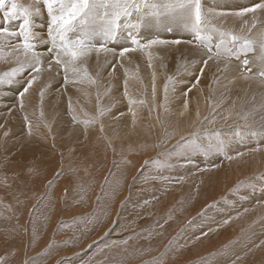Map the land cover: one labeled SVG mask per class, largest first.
<instances>
[{"label": "rangeland", "instance_id": "374dc122", "mask_svg": "<svg viewBox=\"0 0 264 264\" xmlns=\"http://www.w3.org/2000/svg\"><path fill=\"white\" fill-rule=\"evenodd\" d=\"M219 1L201 0L207 31L251 40L246 54L239 44L238 57L213 49L205 65L201 42L178 16L164 15L137 30L141 43L180 44L123 58L94 51L67 81L54 59L48 67L47 11L36 5L41 71L11 75L22 50L5 47L0 58V264H163L169 245L189 249L179 238L206 245L198 251L210 264H264V10L231 14L264 1ZM10 7L5 0L4 11ZM22 23L4 22L0 12V25L18 31ZM127 43L125 34L109 47ZM110 249L127 255L114 258Z\"/></svg>", "mask_w": 264, "mask_h": 264}, {"label": "snow or ice", "instance_id": "6c2138e0", "mask_svg": "<svg viewBox=\"0 0 264 264\" xmlns=\"http://www.w3.org/2000/svg\"><path fill=\"white\" fill-rule=\"evenodd\" d=\"M40 3L46 9L48 18L45 41L50 45L48 67L51 68V60L54 59L58 66L64 68L66 81L68 70L76 72L78 62L90 57L94 51L97 54L103 51L114 58L117 56L123 58L129 52L150 49L157 44H180V40L165 41L159 38L148 39L145 43H141L137 30L152 20L159 24L160 18L164 15L178 16L183 21L185 30L191 31L194 39L201 42L207 55V59L202 61L205 65L213 58V49L217 57L231 58L234 55L238 57V52L234 51L237 44H239V51L245 54L253 46L251 40L231 32L215 30L209 33L207 28L210 25L204 15L201 0H175V2L173 0H164V2H158V0H151V2L150 0H34V4L27 7L18 4L17 0H11V7L7 11H4L5 0H0V12H3L4 22L23 18L18 31L0 25V58H3L2 50L5 47L11 48L13 52L22 50L25 57L23 61H20L19 67L12 69L13 76L26 66L35 73L41 71L40 66L43 61L41 53L37 51V33L33 30L35 24L33 17L41 13V8L36 6ZM258 10H264V2L243 7L232 15L243 17L247 13H255ZM165 28L167 31H172L170 25H166ZM125 34L127 44L120 49L109 47V44L115 43ZM214 35H218L219 39V42L215 44L213 43ZM260 47L264 49V42ZM11 54V52L8 53V55ZM17 60L19 61V57ZM243 63L247 65L248 60H244ZM262 63H264V57H262ZM260 75L264 76V70L260 72ZM35 79L36 77L33 76L28 81L21 96L28 92ZM0 82L3 81L0 80ZM228 159L232 157L229 156Z\"/></svg>", "mask_w": 264, "mask_h": 264}, {"label": "crops", "instance_id": "0c3cea01", "mask_svg": "<svg viewBox=\"0 0 264 264\" xmlns=\"http://www.w3.org/2000/svg\"><path fill=\"white\" fill-rule=\"evenodd\" d=\"M185 232L187 233L188 231H181L178 235L181 236V235H184ZM149 235V233H141L138 235V239L140 241H142L143 243H147L146 240H144L147 236ZM181 240L186 243V244H183L181 242ZM178 241L183 244L184 246H188L189 249H178L176 251V248L171 244L169 245L165 251L162 252V255L164 256V259H163V264H210L209 261H207L206 259H201L200 258V255L203 254L202 252L198 251L200 249H202L203 247H207L206 245H203L202 243H200L199 245H193L191 243V241L187 238H179ZM143 243H139L137 244L134 249L135 250H138V248H142L144 246ZM156 244H153L150 246V253H147L145 251V249L147 247H149V244L147 247H144L143 249V254H153L154 251H155V248H156ZM112 252V249H110V254L112 256H114L115 258V255L117 254H123V255H127L126 251H123L121 253H118L117 252H114V253H111ZM151 264H154L155 262L154 261H150ZM112 264H117V261L116 259H114V261H112Z\"/></svg>", "mask_w": 264, "mask_h": 264}, {"label": "bare ground", "instance_id": "6f19581e", "mask_svg": "<svg viewBox=\"0 0 264 264\" xmlns=\"http://www.w3.org/2000/svg\"><path fill=\"white\" fill-rule=\"evenodd\" d=\"M220 1L224 2L223 0H220ZM220 1H219V2H220ZM227 1H228V0H227ZM237 1H238V0H237ZM249 1H252V0H249ZM249 1H248V2H249ZM263 1H264V0H263ZM209 2H210V1H209ZM222 2H221V3H222ZM207 3H208V2H207ZM221 3L219 4V7H220ZM216 5H218V4H216ZM223 5H224V4H223ZM250 5L252 6V4H250ZM253 5H254V4H253ZM208 6H209V5H208ZM210 6H211V5H210ZM233 6H234V4H233ZM233 6H232V7H233ZM243 6H244V3H243V4H240V5H235V6L233 7L232 11H231V14L234 13L235 11H238L239 9L243 8ZM215 7H216V6H215ZM217 7H218V6H217ZM227 7H228V6H227ZM208 8H210V7H208ZM208 8H207V10H208ZM213 9H215V8H213ZM213 9H212V10H213ZM216 10H218V9H216ZM222 10H223V9H222ZM227 11H228V9H227ZM228 12H229V11H228ZM260 12H261V11H260ZM208 14H209V13H208ZM227 14H228V13H227ZM258 14H259V13H258ZM258 14H257V15H258ZM261 14H264V13H261ZM225 15H226V13H225ZM227 16H228V15H227ZM261 16H262V15H261ZM212 17H213V16H212ZM232 17H233V16H232ZM236 17H237V16H236ZM243 17H244V16H243ZM243 17H237V18L241 19V18H243ZM174 18L177 19L176 16H175ZM226 18H227V17H226ZM228 18L230 19V17H228ZM150 19H151V18H150ZM176 19H175V20H176ZM178 19H179V18H178ZM178 19H177V20H178ZM233 19H234V18H233ZM167 20H169V19H167ZM167 20H166V21H167ZM177 20H176V22H177ZM179 20H180V19H179ZM173 21H174V19H173ZM237 21H238V20H237ZM170 22H171V20H170ZM178 22H179V21H178ZM1 23H2V21H1ZM154 23H155V22H154ZM172 23H174V22H172ZM179 24H180V23H179ZM261 24H262V23H261ZM148 25H149V24H148ZM154 25H155V24H154ZM156 25H157V24H156ZM175 25H176L175 27H177V24H176V23H175ZM152 26H153V25H152ZM172 26H173V25H172ZM178 26H179V25H178ZM263 27H264V26H263ZM263 27H262V28H263ZM152 28H154V26H153ZM181 28H182V27H181ZM173 29H174V28H173ZM177 30H179V29H177ZM177 30H175V31H177ZM148 31H149V30H148ZM181 31H182V30H181ZM156 32H157V31H156ZM178 32H179V31H178ZM238 32H239V31H238ZM154 34H156V33H154ZM181 34H182V32H181ZM191 34H192V33H191ZM158 35H159V32H158ZM184 35H185V34H184ZM175 36H176V35H175ZM185 36H186V35H185ZM173 37H174V35H173ZM186 37H187V36H186ZM182 38H183V37H182ZM174 39H175V38H174ZM120 46H121V45H120ZM181 46H182V45H181ZM199 51H200V50H199ZM201 53H202V52H201ZM170 56H171V55H170ZM42 57H43V58H46L45 56H42ZM91 61H92V60H91ZM93 62H94V61H93ZM93 62H92V63H93ZM95 63H96V62H95ZM258 63H259V62H258ZM88 64H89V63H88ZM232 64H235V63H232ZM253 64H254V63H253ZM262 64H263V66H264V63H262ZM92 66H93V64H92ZM86 68H87V67H86ZM89 68H90V67H89ZM91 68H92V67H91ZM233 69H234V68H233ZM239 69H240V67H239ZM235 70H236V69H235ZM108 71H109V70H108ZM111 75H112V74H111ZM233 75H234V74H233ZM240 76H241V75H240ZM246 77H247V76H246ZM53 78H54V77H53ZM150 80H151V79H150ZM248 80H249V79H248ZM58 81H59V80H58ZM58 81H56V82H58ZM243 82H244V81H243ZM257 83H258V82H257ZM238 84H240V83H238ZM241 84H242V83H241ZM254 85H255V84H254ZM235 87H236V86H235ZM254 87H255V86H254ZM232 88H233V87H232ZM236 88H237V87H236ZM234 89H235V88H234ZM243 89H244V88H243ZM237 90H238V89H237ZM239 90H240V89H239ZM259 90H260V89H259ZM240 91H241V90H240ZM80 94H81V93H80ZM8 95H9V94H8ZM10 95H11V94H10ZM10 95H9V96H10ZM15 101L17 102V100H15ZM14 103H15V102H14ZM50 104H51V103H50ZM12 105H13V104H12ZM197 106H198V104H197ZM197 106H196V107H197ZM16 107H17V105H16ZM198 108H199V107H198ZM231 111H232V110H231ZM211 119H212V118H211ZM13 122H14V120H13ZM101 124H102V123H101ZM226 129H227V128H226ZM242 130H243V129H242ZM242 130H239L240 133H238V134H239L240 136H241L242 133H243V132H241ZM223 131H224V130H223ZM151 132H152V131H151ZM243 134L246 135V132L243 133ZM213 136H214V135H213ZM247 136H248V135H247ZM247 136H245V137L243 136L242 139L245 140L246 138H248ZM260 136L264 137L263 134L260 135ZM227 137H228V136H227ZM227 137L225 136V138H227ZM232 137H233V138H237V136H236L235 134H233ZM241 137H242V136H241ZM262 137L255 138V139L258 140V141H260V140H261L260 138H262ZM223 138H224V137H223ZM227 139H228V138H227ZM239 139H240V138H239ZM250 140H251V138H250ZM247 141H248V139H247ZM251 141H252V140H251ZM254 141H255V140H254ZM252 143H253V142H252ZM250 144H251V143H250ZM253 144H254V143H253ZM254 145H255V144H254ZM255 147H256V146H255ZM251 150H254V149H251ZM255 150H256V148H255ZM247 151H250V150H247ZM254 154H255V153H254ZM256 154H257V153H256ZM258 155H259V154H258ZM254 159H256V158H254ZM257 161H258V160H257ZM252 168L254 169V166H253ZM251 170H252V169H251ZM253 172H254V171H253ZM258 174H259V173H258ZM259 179H260V178H259ZM256 182H257V181H256ZM256 182H255V185H256V184L259 185V183H256ZM252 183H253V182H252ZM252 183H251V184H252ZM241 185H242V184H241ZM253 187H254V186H253ZM259 187H260V186H259ZM242 191H243V190H242ZM259 191H260V190H259ZM243 194H244V193H243ZM251 194H252V193H251ZM240 195L242 196V194H240ZM250 196H251V195H250ZM226 217H227V216H226Z\"/></svg>", "mask_w": 264, "mask_h": 264}]
</instances>
